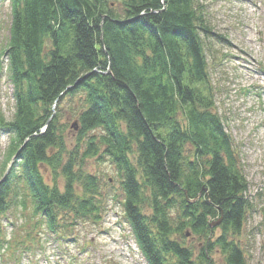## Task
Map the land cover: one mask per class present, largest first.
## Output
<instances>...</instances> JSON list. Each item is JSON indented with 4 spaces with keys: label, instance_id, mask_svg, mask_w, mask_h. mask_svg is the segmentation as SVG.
<instances>
[{
    "label": "trees",
    "instance_id": "obj_1",
    "mask_svg": "<svg viewBox=\"0 0 264 264\" xmlns=\"http://www.w3.org/2000/svg\"><path fill=\"white\" fill-rule=\"evenodd\" d=\"M9 1L0 56L15 109L11 120L0 114L9 139L0 180L14 161L0 183V260L23 245L4 233L13 210L28 211L26 220L58 241H73L77 226L98 224L100 183L83 164L105 155L121 177L124 214L148 264H214L215 251L226 264H245L232 238L253 202L231 139L212 113L205 45L213 32L200 0ZM66 97L82 103L70 152L62 114L51 111ZM96 129L103 134L89 136ZM221 212L215 236L210 224ZM186 233L202 241L197 253L185 245Z\"/></svg>",
    "mask_w": 264,
    "mask_h": 264
},
{
    "label": "rangeland",
    "instance_id": "obj_2",
    "mask_svg": "<svg viewBox=\"0 0 264 264\" xmlns=\"http://www.w3.org/2000/svg\"><path fill=\"white\" fill-rule=\"evenodd\" d=\"M200 2L213 32L205 45L212 113L219 116L231 139L237 168L248 183L246 196L253 202V211L247 215L240 233L232 239L244 253L245 264H264V0ZM10 23V1L0 0V52L8 40ZM49 47L46 43V50ZM13 92L6 57L0 56V114L6 120L13 117ZM81 108L82 103L76 97H66L57 105V111L56 105L51 108L52 115L58 111L62 114L60 123L66 129L64 142L68 152L76 146ZM181 118L179 115L180 124L183 123ZM102 134L101 129H96L89 136L98 138ZM85 143L84 139L79 147L84 148ZM8 144V134L0 131V166ZM190 148L186 144L184 153L189 154ZM131 162L135 164L133 158ZM83 171L99 180L103 202L100 222L77 226L71 233L73 241L65 242L54 236L46 239V233L26 220L28 211L13 210L4 218V233L13 232L16 243L20 241L23 245L14 250V254L2 251L5 254L0 264H147L124 214L121 177L115 165L104 155L85 160ZM41 174L52 186V170L43 165ZM58 184L62 188L63 181L59 179ZM214 228L218 236L220 229ZM184 241L194 253L202 247L201 240L187 233ZM211 258L214 264H226L218 251L213 252Z\"/></svg>",
    "mask_w": 264,
    "mask_h": 264
},
{
    "label": "water",
    "instance_id": "obj_3",
    "mask_svg": "<svg viewBox=\"0 0 264 264\" xmlns=\"http://www.w3.org/2000/svg\"><path fill=\"white\" fill-rule=\"evenodd\" d=\"M101 42H102V39H101ZM75 125H76V124H73V126H75ZM9 169H10V165H9V167L7 168V170H6V172H5L4 176H3V178L0 180V183L6 178L8 172H9ZM196 199H199V196H198ZM194 201H195V200H192L191 203H194ZM222 220H223V213L221 212V213H220V217H219L216 221H214V222H212V223L210 224V228L213 229L214 227L219 226V225L221 224Z\"/></svg>",
    "mask_w": 264,
    "mask_h": 264
},
{
    "label": "bare ground",
    "instance_id": "obj_4",
    "mask_svg": "<svg viewBox=\"0 0 264 264\" xmlns=\"http://www.w3.org/2000/svg\"><path fill=\"white\" fill-rule=\"evenodd\" d=\"M102 45H103V41H102Z\"/></svg>",
    "mask_w": 264,
    "mask_h": 264
}]
</instances>
